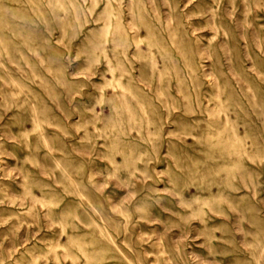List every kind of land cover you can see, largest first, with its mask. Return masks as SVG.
<instances>
[{
	"label": "rangeland",
	"instance_id": "obj_1",
	"mask_svg": "<svg viewBox=\"0 0 264 264\" xmlns=\"http://www.w3.org/2000/svg\"><path fill=\"white\" fill-rule=\"evenodd\" d=\"M0 264H264V0H0Z\"/></svg>",
	"mask_w": 264,
	"mask_h": 264
}]
</instances>
